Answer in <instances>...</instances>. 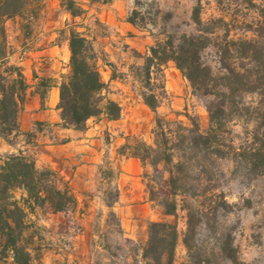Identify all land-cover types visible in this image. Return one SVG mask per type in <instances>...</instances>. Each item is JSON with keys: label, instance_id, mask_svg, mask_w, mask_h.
<instances>
[{"label": "rangeland", "instance_id": "1", "mask_svg": "<svg viewBox=\"0 0 264 264\" xmlns=\"http://www.w3.org/2000/svg\"><path fill=\"white\" fill-rule=\"evenodd\" d=\"M80 1L86 8L81 17H72L60 0H35L23 15L6 22L9 61L22 68L32 85V94L20 113V123L23 130L37 133L36 145L26 147L25 138L20 137L13 151L25 148L40 168L50 165L59 170L70 181L79 199L75 211L41 214L38 218L45 236L43 264H144L132 257L134 244L142 246L147 242L151 221H175L176 218L150 199L145 174H153V166H143L139 159H132L134 157L118 156L117 150L133 137L154 144L157 114L183 120L186 124H190L186 116L190 114L196 117L202 130H208L210 97L196 93L174 61L153 75L149 88L139 68L145 63L150 47L158 41L169 36L177 41L182 33L205 35L206 31L213 44L206 50L205 57L214 70H219L222 56L234 63L238 55L234 42L264 39V0H252V3L249 0H123L122 3V0H108L92 4L89 0ZM115 3L122 7L120 11L126 12L127 20L134 15L135 30L121 31L103 20L100 14L111 13ZM71 28L82 31L91 40L98 67L108 84L105 94L121 104L123 115L117 120H110L104 114L89 119L85 130L97 127L96 147L101 153L95 158L91 149L80 151L73 162L70 159L67 168H83L79 174L69 177L58 166L38 161L41 140L59 142L66 138L57 109L59 92L51 89L48 107L43 109L35 91L41 78L52 77L60 83L69 74ZM228 46L230 51L223 52L222 47ZM149 89L163 100L157 113L144 101L143 93H148ZM254 100L253 96L247 98L249 102ZM228 129L227 149L230 143L238 146L246 138L243 120L233 121ZM125 165L129 170H125ZM217 169L223 171V175L219 173L221 191L232 204V212L221 216V220L234 234L244 264H264V176L246 179L229 157L219 159ZM125 171L141 177L139 198H133L135 194L127 188L120 189L124 180L129 179L123 174ZM117 189L119 197H116ZM177 223L180 239L175 264H187L186 211H179ZM200 237L208 244L214 241L210 229L204 230Z\"/></svg>", "mask_w": 264, "mask_h": 264}, {"label": "trees", "instance_id": "2", "mask_svg": "<svg viewBox=\"0 0 264 264\" xmlns=\"http://www.w3.org/2000/svg\"><path fill=\"white\" fill-rule=\"evenodd\" d=\"M33 1L0 0V138L13 149L20 137L25 138L26 147L36 145L37 133L23 130L20 123V113L32 94V85L22 68L9 61L6 22L23 15ZM60 1L72 17H81L86 12L80 0ZM196 18L200 23L198 14ZM128 20L136 24L134 15ZM206 32L182 33L177 41L172 36L158 41L150 47L139 69L149 88L153 75L174 61L194 91L210 97L208 130H202L199 121L190 114H186L190 124L157 114L154 144L133 137L117 150L120 156L134 157L143 166H153L155 172L145 174L150 199L176 218L151 221L147 242L142 246L134 244L132 257L144 264H175L180 210L186 211L188 223L184 235L189 251L187 264H244L234 234L221 220V216L232 212V204L221 191L219 173L223 175V171L218 172L217 161L229 157L246 179L264 176V39L234 42L236 60L230 63L222 56L216 71L205 57L213 44ZM69 46V74L60 83L52 77H43L36 87L40 108L48 107L50 91L57 86L62 127L85 130L89 119L102 114L110 120L120 119L123 108L105 94L108 84L98 67L91 40L82 31L71 28ZM222 51L228 52L230 47H222ZM249 96L255 100L247 101ZM143 98L157 113L163 100L153 89L143 93ZM236 120H243L247 135L240 145L232 142L227 149L228 125ZM40 124L38 121L37 125ZM119 195L117 189L116 197ZM78 206L79 199L70 181L50 165L40 168L27 149L0 155V264H43L45 236L38 218L41 214L72 212ZM207 229L213 233V243H205L200 237Z\"/></svg>", "mask_w": 264, "mask_h": 264}, {"label": "crops", "instance_id": "3", "mask_svg": "<svg viewBox=\"0 0 264 264\" xmlns=\"http://www.w3.org/2000/svg\"><path fill=\"white\" fill-rule=\"evenodd\" d=\"M122 2L123 0L121 3ZM120 8L122 7H120L118 3H115L112 5L111 13L105 11L100 15L105 22L116 26L121 31L135 30V26L127 20L125 16L126 12L122 10L120 11ZM53 89H56L59 92V88L57 86H54ZM36 100L38 103V98ZM63 131L65 132V134H63V136L66 138L65 140H61L59 142L40 141L39 148L41 153L39 154L40 159L38 161H46L54 166H58V168L61 169L63 173H67V175L70 177V175L73 173L75 175L79 174V170H82L83 168L82 166H79L77 170H75L73 167L72 169L67 168L68 163H70V159L73 162V159H76L75 157L80 151L91 149L92 157L95 158L101 153L99 151L100 148L96 147L98 145L97 134H99V131H97L96 126L90 127L87 130H79L73 127H63ZM13 150L14 149L8 143H6L5 140L0 138V155ZM94 152L97 154V156H94ZM127 165L124 166L125 170H129ZM123 174H125L129 179L124 180L122 185H120V189L123 191L127 188L135 194V197L133 198H139L141 196L140 192L142 191L141 188L143 185L142 181H140L141 177L130 175L128 171L123 172Z\"/></svg>", "mask_w": 264, "mask_h": 264}]
</instances>
